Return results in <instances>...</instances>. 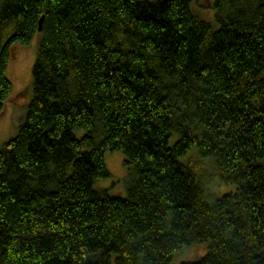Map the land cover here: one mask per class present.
<instances>
[{
    "label": "trees",
    "instance_id": "1",
    "mask_svg": "<svg viewBox=\"0 0 264 264\" xmlns=\"http://www.w3.org/2000/svg\"><path fill=\"white\" fill-rule=\"evenodd\" d=\"M211 7L0 0V106L11 44L39 34L0 148V264H176L194 243L180 264H264V0ZM107 150L125 195L95 187ZM212 175L234 189L209 199Z\"/></svg>",
    "mask_w": 264,
    "mask_h": 264
},
{
    "label": "rangeland",
    "instance_id": "2",
    "mask_svg": "<svg viewBox=\"0 0 264 264\" xmlns=\"http://www.w3.org/2000/svg\"><path fill=\"white\" fill-rule=\"evenodd\" d=\"M191 9L206 20H212L214 11L211 7V0H190ZM38 33H35L31 40L26 43L14 41L9 50V58L6 69V76L11 81V91L6 99L2 101L0 106V148L4 142L9 140L16 133V127L20 118L24 115L26 106L31 98V87L28 86L31 80V68L35 59V54L38 46ZM80 132V131H79ZM79 132H77L79 134ZM104 158L110 175L104 178H99L95 182V187H107L110 194L125 195L126 181L128 169L123 164V153L120 150H107L104 153ZM209 167L208 161L206 162ZM209 182L211 185L212 195L210 198L220 196L224 192L234 189L221 183L215 182V176H210ZM206 244L194 243L184 245L182 250L176 256V264L187 259H197L206 252ZM174 264V260H173Z\"/></svg>",
    "mask_w": 264,
    "mask_h": 264
},
{
    "label": "water",
    "instance_id": "3",
    "mask_svg": "<svg viewBox=\"0 0 264 264\" xmlns=\"http://www.w3.org/2000/svg\"><path fill=\"white\" fill-rule=\"evenodd\" d=\"M41 22H42V17L40 18V21H39V29H41Z\"/></svg>",
    "mask_w": 264,
    "mask_h": 264
}]
</instances>
